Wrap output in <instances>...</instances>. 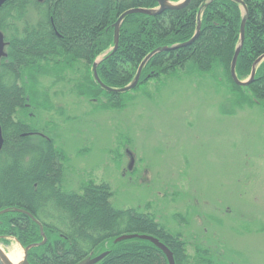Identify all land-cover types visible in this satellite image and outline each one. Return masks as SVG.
I'll list each match as a JSON object with an SVG mask.
<instances>
[{"label":"trees","instance_id":"16d2710c","mask_svg":"<svg viewBox=\"0 0 264 264\" xmlns=\"http://www.w3.org/2000/svg\"><path fill=\"white\" fill-rule=\"evenodd\" d=\"M173 3L181 0H169ZM190 0L180 9L155 14H129L119 26L112 52L114 23L131 8L156 9V0H5L0 6V31L5 56L0 59V243L14 238L27 252L30 264H77L101 253L95 264H168L165 254L149 240L122 235H149L172 253L174 264H217L204 247L187 250V241L170 231L151 212L117 208L106 182L87 180L78 191L63 189L68 158L54 140L25 121L20 113L41 102L48 92H37L38 79L51 76L53 84L73 82V90L102 110L126 107L153 83L167 77L207 74L227 82L234 107L264 108V59L255 65L253 80L236 85L230 63L239 47V25L245 18L244 40L235 74L248 79L255 61L264 56V0ZM33 18V19H31ZM35 18V19H34ZM200 30L195 34L197 24ZM165 48V49H164ZM136 86L123 93L104 90L131 83L145 57ZM81 72L80 77H66ZM83 69V71H82ZM44 108V107H43ZM39 132L40 134H38ZM19 210L29 212L42 225Z\"/></svg>","mask_w":264,"mask_h":264},{"label":"rangeland","instance_id":"374dc122","mask_svg":"<svg viewBox=\"0 0 264 264\" xmlns=\"http://www.w3.org/2000/svg\"><path fill=\"white\" fill-rule=\"evenodd\" d=\"M73 84L40 76L47 108L39 98L20 113L67 156L64 190L106 182L115 207L153 213L190 254L204 247L217 264H264V108L234 107L227 82L207 74L151 82L119 110L98 108ZM8 239L6 252H23Z\"/></svg>","mask_w":264,"mask_h":264},{"label":"water","instance_id":"95a60500","mask_svg":"<svg viewBox=\"0 0 264 264\" xmlns=\"http://www.w3.org/2000/svg\"><path fill=\"white\" fill-rule=\"evenodd\" d=\"M4 1L5 0H0V6L3 4ZM156 1L158 3V8H156V9H151L150 10V9H144V8H131V9H128V10L124 11L118 17V19L114 23V33H113L114 46H113L112 52L114 50H116V48H117L118 36H119V26H120L121 21L124 19V17H126L129 14H134V13L155 14V13L162 12L165 9H180V8L185 7L189 3L190 0H181V1L176 2V3H173V2H171L169 0H156ZM237 1L239 3H241V5L243 7V10L246 13V8H245V5L243 4V2L239 1V0H237ZM244 27H245V18H243L241 20L240 25H239V41H240V45L235 50V52L233 54V57H232V60H231V63H230V75H231V78H232L233 82L236 85H239V86H246L253 80V77H254V74H255V65L257 63H259L261 60L264 59V56H261L255 61V64L253 65V67L251 69V73H250V76L248 77V79H246L244 81H240L237 78V76L235 74V65H236V60H237V56H238V53H239V48L242 45L243 40H244ZM199 30H200V22H198V24H197V29H196V32H195L194 36L189 41H187L185 43H182L180 46H184V45L190 44L197 37V35L199 33ZM4 47H5L4 36H3V33L0 31V59L5 56ZM157 51H158V49L152 51L150 54H148L145 57L144 61L138 67L137 73H136L133 81L131 83H129L128 85L122 87V88H110V87L104 85L103 83H101V81L99 80V78L97 76L96 68H95L98 60L94 61V63H93V67H92L93 76H94L95 80L98 82V84L104 90H106L108 92L123 93L125 91H129V90L133 89L136 86V84H137V82L139 80L141 69H142L144 63ZM2 144H3V138H2V134H1V128H0V150L2 148ZM132 164H133V157H131V159H130V162H129V165H128V169H131ZM7 211H9V209H3V210L0 211V214L5 213ZM17 211H21V212L27 213L31 217V219H33L35 222H37L39 224V228H40L41 234L43 236V240H42V242L40 244L45 243L46 238H45V235L43 233V229H42L41 223L39 221H37L29 212H26L24 210H19V209H17ZM132 237H139L141 239L149 240L156 247H158L159 249H161L163 251V253L166 256L168 264H174V259H173L171 251L163 243H161L160 241H158L156 238H154L152 236H149V235H136V234H133V235H122L120 237H117L115 241H120V240H123V239L132 238ZM33 246H35V244L29 245V246L23 248V257H22V259H21L19 264H30L28 262V260H27V252H28L29 248H31ZM105 254H106V252L105 253H101V254H99V255H97V256H95L93 258H90V259H84V260L80 261L77 264H95L96 262L101 260L102 257L105 256ZM0 264H13L9 260V258L1 251V248H0Z\"/></svg>","mask_w":264,"mask_h":264},{"label":"bare ground","instance_id":"6f19581e","mask_svg":"<svg viewBox=\"0 0 264 264\" xmlns=\"http://www.w3.org/2000/svg\"><path fill=\"white\" fill-rule=\"evenodd\" d=\"M1 251L9 258V260L13 264H19L22 257H23V252L20 251L18 248L14 249L13 251L6 252L1 246Z\"/></svg>","mask_w":264,"mask_h":264},{"label":"flooded vegetation","instance_id":"af4514ba","mask_svg":"<svg viewBox=\"0 0 264 264\" xmlns=\"http://www.w3.org/2000/svg\"><path fill=\"white\" fill-rule=\"evenodd\" d=\"M5 48V47H4ZM38 134H40L39 132H37ZM129 157H130V159H131V157H132V155H131V153H129Z\"/></svg>","mask_w":264,"mask_h":264}]
</instances>
